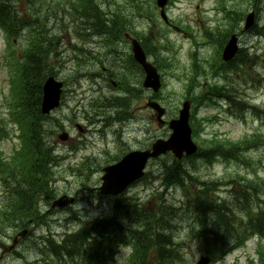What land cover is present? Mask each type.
Here are the masks:
<instances>
[{"label": "rangeland", "instance_id": "rangeland-1", "mask_svg": "<svg viewBox=\"0 0 264 264\" xmlns=\"http://www.w3.org/2000/svg\"><path fill=\"white\" fill-rule=\"evenodd\" d=\"M8 74H7V71L6 70H1L0 69V93H1V91H3L4 93H6L7 92V88H6V76H7ZM258 93V92H257ZM263 96L262 95H258V96H256V100H258V99H260V98H262ZM263 101H264V99H263ZM0 102H1V94H0ZM260 106H264V104H260ZM0 107H2V104L0 103ZM0 115H4V116H6L7 115V111L4 109V108H1L0 109ZM214 129L216 128V127H213ZM221 129V127H219V130ZM231 131H232V133L234 134V132H236L237 131V129H235V130H233L232 128H231ZM224 174V170L222 169V168H218L217 170H216V176H218V177H220V176H222ZM156 185H158V182H156V184H155V186ZM147 195H150L149 193H145L144 194V196H147ZM170 199H173V198H176V199H178V198H180V194L179 193H175V194H172V196L171 197H169ZM179 236L180 237H183V232H181V233H179ZM191 254V253H190ZM193 254V255H192ZM192 256L193 257H195V258H197L196 257V251L195 250H193L192 251ZM187 255V254H186ZM185 255V256H186ZM184 256V257H185ZM192 256H190V255H188L187 257H186V259H187V261H189V262H192L193 261V257ZM32 257H34V255H32ZM2 261H3V263L4 264H11L12 263V261H13V259L11 258V256H9V255H5V256H3L2 258Z\"/></svg>", "mask_w": 264, "mask_h": 264}, {"label": "trees", "instance_id": "trees-1", "mask_svg": "<svg viewBox=\"0 0 264 264\" xmlns=\"http://www.w3.org/2000/svg\"><path fill=\"white\" fill-rule=\"evenodd\" d=\"M32 71H33V73H34V72H35V69H33ZM28 82H29L30 84L35 83L34 76L30 77V78L28 79ZM30 92H31V94L34 92L33 88L30 90Z\"/></svg>", "mask_w": 264, "mask_h": 264}]
</instances>
